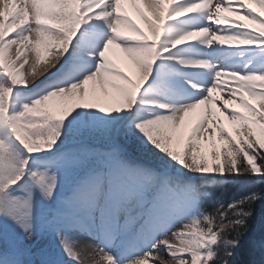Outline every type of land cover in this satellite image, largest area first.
Returning a JSON list of instances; mask_svg holds the SVG:
<instances>
[{"label":"snow or ice","instance_id":"obj_1","mask_svg":"<svg viewBox=\"0 0 264 264\" xmlns=\"http://www.w3.org/2000/svg\"><path fill=\"white\" fill-rule=\"evenodd\" d=\"M127 2L147 32L125 0H0V264H84L82 236L104 264H236L264 201V0Z\"/></svg>","mask_w":264,"mask_h":264},{"label":"rangeland","instance_id":"obj_2","mask_svg":"<svg viewBox=\"0 0 264 264\" xmlns=\"http://www.w3.org/2000/svg\"><path fill=\"white\" fill-rule=\"evenodd\" d=\"M259 11V9H258ZM139 20L143 21L140 17H138ZM142 29L147 32L148 28L147 25L145 24ZM130 34V33H128ZM12 56L14 58L15 56V48H13L12 51ZM27 59H28V64H26L24 66L23 72L25 73L26 78L29 80V83H31L32 81V77L28 75V73L30 72L33 63L35 62V54L32 51H28L26 53ZM41 64L37 66V74L43 72L45 70V60H50L51 56L49 54H46L43 52H41ZM110 58L119 65L120 68H122L125 72H127L130 76H132L134 79L136 78V73H135V69L132 66L131 62L125 57V55L118 49V48H113L111 53H109ZM22 62V61H21ZM215 95V94H214ZM222 95L221 93H218V95L216 96H220ZM232 107H237V105H232ZM242 110V109H241ZM200 112V109H197L195 113H191L189 114L188 117H186V125L189 124L190 122H192L196 115ZM218 115H220V119L221 122L223 123L224 127L226 129H228V131L233 132V126L224 118V116L218 112ZM213 143L215 144V147L217 149L221 148L222 142L219 138V134L217 133L212 140H209L207 137H205L204 139L201 140V150L204 153V155L207 157V159L209 160V162L212 161V156H211V152L213 149ZM83 238H87V236H82ZM158 260V263L155 262V264H159V261L161 264H172L171 259L166 255H158L155 256ZM38 259V258H37ZM97 262H101L99 260H97ZM150 264H152V262H150Z\"/></svg>","mask_w":264,"mask_h":264},{"label":"trees","instance_id":"obj_3","mask_svg":"<svg viewBox=\"0 0 264 264\" xmlns=\"http://www.w3.org/2000/svg\"><path fill=\"white\" fill-rule=\"evenodd\" d=\"M246 181L247 178H241V183ZM228 189L226 201L241 190L240 185H229ZM254 207L255 214L249 221L246 235L241 240L236 264H264V201H258Z\"/></svg>","mask_w":264,"mask_h":264},{"label":"bare ground","instance_id":"obj_4","mask_svg":"<svg viewBox=\"0 0 264 264\" xmlns=\"http://www.w3.org/2000/svg\"><path fill=\"white\" fill-rule=\"evenodd\" d=\"M122 7L125 9V11H127L128 15L131 16V18L141 28L145 25V23L143 21L139 20L138 17H140V15L136 11V7L144 9V6L142 4H138V5H136V7H134L131 3L127 2V0H125V3H123ZM252 7H255V5H252ZM144 11L146 12L147 10L144 9ZM112 49L113 48H110L109 53H111ZM214 94L218 95V93H214ZM91 244H94V241H91L88 237L87 238L80 237V239H79L80 251L82 252L83 257H87V259H85V261H84V264H104L103 261H101L99 263L97 262V260H99V257H97L95 255L93 248L89 247V245H91ZM155 262L158 263V260L156 257H155ZM159 264H161L160 261H159Z\"/></svg>","mask_w":264,"mask_h":264}]
</instances>
